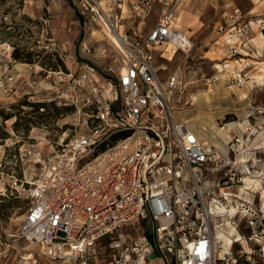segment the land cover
Segmentation results:
<instances>
[{
  "label": "built area",
  "instance_id": "obj_1",
  "mask_svg": "<svg viewBox=\"0 0 264 264\" xmlns=\"http://www.w3.org/2000/svg\"><path fill=\"white\" fill-rule=\"evenodd\" d=\"M152 1L138 0L132 8L145 16ZM156 1L163 10L143 36L120 33L118 19L115 26L109 22L120 36L117 94L88 64L66 75L71 99L89 91L95 102L91 124L87 133L59 144L41 163L35 181L24 191L28 207L18 238L37 246L52 264H97L94 246L102 239H109L108 264H167L172 257L177 264H264L262 211L246 218L252 233L243 237L247 247L253 240L256 250L235 242L240 249L233 256V246L224 252L215 243L212 201L236 197L225 190L243 183L244 173L230 170L208 179L216 171L212 148L186 123L176 121L168 95L177 81L173 76L160 81L156 57L167 56L157 47L169 45L174 55L190 52L192 45L175 26L183 0ZM227 21L217 29L227 35L224 56L233 58L250 26L239 11ZM259 25L263 30L264 22ZM236 73L226 81L229 88L243 83V74ZM216 81L213 77L206 84ZM86 101L92 104L90 97ZM235 218L229 221L236 227ZM139 221L152 224L153 240L122 234L123 227ZM252 255L258 258L255 263Z\"/></svg>",
  "mask_w": 264,
  "mask_h": 264
},
{
  "label": "rangeland",
  "instance_id": "obj_2",
  "mask_svg": "<svg viewBox=\"0 0 264 264\" xmlns=\"http://www.w3.org/2000/svg\"><path fill=\"white\" fill-rule=\"evenodd\" d=\"M137 1L122 0L118 7L116 0H100V6L111 24L115 26L118 19L116 30L127 36L134 32L143 36L156 24L163 8L154 0L143 16L141 10L132 8ZM185 2L199 1L182 3ZM99 12L92 0H0V264H52L37 246L18 238L26 213L24 191L35 181L43 160L51 157L59 144L87 133L90 127L95 102L89 91L71 99L66 75L77 73L79 66L88 64L117 94L114 83L120 68L119 44L96 42L101 30ZM260 21L264 20L256 21L259 29ZM201 37L193 38L196 47ZM195 46L190 52L174 55L167 50L169 45L158 46L157 52H165L167 58L156 57L155 65L161 82L171 76L177 81L168 95L176 121L182 120L194 133H204V140L198 138L212 148L213 155L221 157L215 161L216 171L208 179L220 178L230 170L245 174L243 168L249 166V182L225 190L235 196L247 193L249 215H238L234 219L237 228L233 224L232 227L248 239L252 230L246 218L260 211L264 214V54L256 57L259 64L251 72H241L244 79L240 87L229 88L219 78L225 73L218 74L211 61L201 58L204 48L195 50ZM14 52L19 59H14ZM208 58L221 59L222 54L218 51ZM224 61L228 60L219 63ZM236 72L225 74L226 81L237 77ZM213 77L217 81L206 84ZM207 90L213 91L208 94L209 102L201 94ZM89 97L92 104L86 101ZM119 106L118 96L116 107ZM244 121L245 129L239 130L236 123ZM237 144H242L246 152L245 164H235ZM253 180L256 189L247 186ZM218 232L225 233L226 238L235 235L227 234L226 228ZM122 234L153 240L152 224L134 222L123 227ZM108 242L109 239H102L95 244L97 264L110 262ZM257 248L253 240L248 241V250ZM239 249V245L233 246V256ZM257 260L252 255V262ZM167 264L177 262L172 257Z\"/></svg>",
  "mask_w": 264,
  "mask_h": 264
},
{
  "label": "crops",
  "instance_id": "obj_3",
  "mask_svg": "<svg viewBox=\"0 0 264 264\" xmlns=\"http://www.w3.org/2000/svg\"><path fill=\"white\" fill-rule=\"evenodd\" d=\"M121 2L122 0H116L115 3L119 7L121 6ZM236 11H239L244 18V22L249 24L250 32L247 37L242 38V44L238 43L235 46L239 52L238 55L233 58H228L223 54V46L226 47L224 38L227 35L221 36L222 33L219 34L217 28L220 26L225 27L226 22H228L227 18ZM176 12V28L189 39L192 49L195 46L193 38L195 36L198 37V35L202 36L200 39L201 43L198 47L195 46V50L204 48L201 58L211 61L213 63V69L218 74H232L235 70L242 73L251 72L249 70L259 64L256 62V57L262 53L264 54V35L262 30L258 28L256 21L264 20V0H204L199 2H185L176 9ZM207 29L208 31L205 33ZM218 51L222 54L221 59L208 58L211 53L215 54ZM222 59H227L228 61L220 63L224 66V70L220 72L215 68V65ZM249 61L253 64H249ZM227 63H231L232 68L227 69L225 66ZM225 74L219 77L221 83L223 81V84L226 83ZM204 99L205 101H210L209 96L208 99L204 96ZM179 122L183 121L180 120ZM191 129L193 128L191 127ZM196 133L200 139L204 140V133Z\"/></svg>",
  "mask_w": 264,
  "mask_h": 264
},
{
  "label": "bare ground",
  "instance_id": "obj_4",
  "mask_svg": "<svg viewBox=\"0 0 264 264\" xmlns=\"http://www.w3.org/2000/svg\"><path fill=\"white\" fill-rule=\"evenodd\" d=\"M100 5H102V3L97 5L98 12L99 11L101 12L102 9L104 8V7L102 8ZM99 6H100V8H99ZM100 12H99V15H100L99 24L101 25V30L98 31L100 38L98 40H96V42H101V41L107 40L111 43L113 42L114 44H119L118 45V48H119L120 47L119 33H117L113 28H111V26L109 24L110 21L108 20L109 17L107 18L106 15H104V14H102V12L101 13ZM103 12H104V9H103ZM90 35L93 37L94 32H91ZM167 50L171 52L170 46L167 48ZM211 60L215 61L216 59H211ZM225 66L227 67V69L232 68L231 63H227V64H225ZM20 68L21 67H18V69H20ZM215 68H217L220 72H222L224 70V66L220 63H216ZM259 77H261V76H259ZM259 80H261V79H259ZM212 92H213L212 90H207V91L202 92L201 94H203L205 96V98L208 99V94L212 93ZM193 100H196V98L194 97ZM246 122L247 121H244L243 123L242 122L236 123V127L239 130H244ZM188 127L191 129L190 126H188ZM239 141L240 140H238V142ZM241 145L242 144H237V146H236V150L238 151L237 152L238 154L236 157V163L235 164H238V163L239 164L240 163L245 164L248 162V160L245 158L246 152L241 147ZM227 154H228V150H227ZM214 156H215L216 160L221 159V157H217L215 154H214ZM240 156H242V158ZM226 158H227V156H226ZM247 167L248 166L245 165V167L243 168L244 171H246V172L244 174L242 186H244L245 183H247V181L249 182V177L251 176V173H250V171L248 172ZM253 182H254V180L251 181V183H253ZM247 186L251 189H256V187H255L256 183L247 184ZM239 188H241V186ZM228 196L225 197V199H223V200H225V203H221L220 201H218L216 199H214L212 201L211 210H212V217L215 221L214 232H213L215 240H216L215 243H220L221 247H222V251H224V252L229 250L235 242H237L239 244H243L245 249L248 250L247 245L245 243V239L236 233V231L232 227V224L230 223L229 219L235 218L238 214H242V213L247 214L246 213V204H250V200L248 199V197H246L247 193H243L242 196L236 195V197H234V196L228 197ZM243 203H245V205ZM263 209H264V207H263ZM223 228L227 229V231H228L227 234H231V233L234 234V232H235V235H233L231 238H226L225 233L218 232L219 230H221ZM233 237H235L236 239L234 240Z\"/></svg>",
  "mask_w": 264,
  "mask_h": 264
},
{
  "label": "trees",
  "instance_id": "obj_5",
  "mask_svg": "<svg viewBox=\"0 0 264 264\" xmlns=\"http://www.w3.org/2000/svg\"><path fill=\"white\" fill-rule=\"evenodd\" d=\"M262 32H263V35H264V29L262 30ZM13 57H14V59H19V57L17 56L16 52L13 53ZM24 204H25V210H27V207H28V201L25 200V201H24Z\"/></svg>",
  "mask_w": 264,
  "mask_h": 264
},
{
  "label": "water",
  "instance_id": "obj_6",
  "mask_svg": "<svg viewBox=\"0 0 264 264\" xmlns=\"http://www.w3.org/2000/svg\"><path fill=\"white\" fill-rule=\"evenodd\" d=\"M153 256L151 255V256H149V258H152Z\"/></svg>",
  "mask_w": 264,
  "mask_h": 264
}]
</instances>
